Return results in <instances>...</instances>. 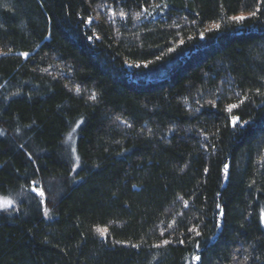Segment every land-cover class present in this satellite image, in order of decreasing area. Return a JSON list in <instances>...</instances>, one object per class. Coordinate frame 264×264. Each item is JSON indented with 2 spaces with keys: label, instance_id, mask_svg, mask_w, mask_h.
Instances as JSON below:
<instances>
[{
  "label": "trees",
  "instance_id": "1",
  "mask_svg": "<svg viewBox=\"0 0 264 264\" xmlns=\"http://www.w3.org/2000/svg\"><path fill=\"white\" fill-rule=\"evenodd\" d=\"M0 197V264H264V0H0Z\"/></svg>",
  "mask_w": 264,
  "mask_h": 264
},
{
  "label": "snow or ice",
  "instance_id": "2",
  "mask_svg": "<svg viewBox=\"0 0 264 264\" xmlns=\"http://www.w3.org/2000/svg\"><path fill=\"white\" fill-rule=\"evenodd\" d=\"M252 15H255V13H252ZM244 19H245V17H243V16L233 17V20L236 21V22H240V21H242V20H244ZM217 27H218V26H217ZM22 55L27 56V53H23ZM234 107H236V105H231V106H230V109H231V108H234ZM230 109H229V110H230ZM236 121H237V118H236V117H233V118H232V122H233V124H235ZM227 167H228V166L225 165V170H227ZM33 190L35 191V189H33ZM38 194L41 195V196L44 195V193H43L42 191L39 192ZM12 203H13V201H12L11 199H4V200H2V202H0V207H7V206L11 205ZM260 220H261V223L264 224V211L261 212ZM98 231H99V230H98ZM102 234H103V233H102ZM197 259H199V257H197Z\"/></svg>",
  "mask_w": 264,
  "mask_h": 264
},
{
  "label": "rangeland",
  "instance_id": "3",
  "mask_svg": "<svg viewBox=\"0 0 264 264\" xmlns=\"http://www.w3.org/2000/svg\"><path fill=\"white\" fill-rule=\"evenodd\" d=\"M4 199H7V198H4V197H0V202H2V200H4ZM13 204V203H12ZM12 204L11 205H9V206H7V207H0V212L1 211H4V210H11V206H12Z\"/></svg>",
  "mask_w": 264,
  "mask_h": 264
},
{
  "label": "water",
  "instance_id": "4",
  "mask_svg": "<svg viewBox=\"0 0 264 264\" xmlns=\"http://www.w3.org/2000/svg\"><path fill=\"white\" fill-rule=\"evenodd\" d=\"M264 225V224H263Z\"/></svg>",
  "mask_w": 264,
  "mask_h": 264
}]
</instances>
